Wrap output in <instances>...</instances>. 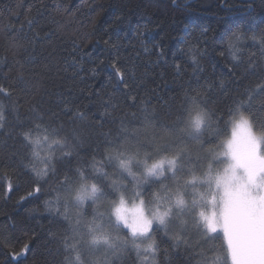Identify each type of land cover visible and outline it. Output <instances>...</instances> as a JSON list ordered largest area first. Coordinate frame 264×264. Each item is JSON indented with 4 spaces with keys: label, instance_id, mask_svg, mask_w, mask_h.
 Wrapping results in <instances>:
<instances>
[{
    "label": "trees",
    "instance_id": "obj_1",
    "mask_svg": "<svg viewBox=\"0 0 264 264\" xmlns=\"http://www.w3.org/2000/svg\"><path fill=\"white\" fill-rule=\"evenodd\" d=\"M29 17L31 28L25 23ZM202 29H208L207 44ZM237 29L248 34L264 30V0H254L251 9L245 0H0V84L15 87L14 97L19 98L18 112L6 111L13 134L0 130V264H64L65 253L51 234L59 235L65 224L45 209V201L57 187L56 179L41 181L39 193L21 200L32 190L33 178L23 166L30 159L28 150L16 133L20 124L27 125L34 118L33 109L46 118L55 113L63 123V134L71 138L75 130L79 136L78 155L59 158L57 153L53 160L60 176L92 154L99 158L106 141L112 139L110 133L119 127V117L126 116L130 129H140L142 99L151 101L160 122H170L185 103V92L198 87L189 50L200 48L204 54L199 58V83L214 82L207 99L220 120L204 134L203 151L201 144H191L193 153L201 157L194 161V171L202 175L209 163L220 170L219 160L212 157L231 135L225 123L228 108L234 97L264 77L259 63L255 71H244L249 57L260 59L258 46L250 40L241 45L239 66L231 62L226 41ZM139 32L144 33L148 51L137 38ZM73 59L79 66L72 64ZM176 65L181 66L180 74ZM116 69L125 73L127 89L117 79ZM19 71L24 72L27 88L16 79ZM221 80L224 89L217 86ZM129 94L137 97V103L129 100ZM109 96L118 107L113 117H102V102ZM0 99L9 103L7 98ZM66 102L86 119L73 122L64 111ZM253 111L254 122L264 123V109L254 103ZM36 164L40 166L39 161ZM9 180L11 191H7ZM207 192L206 186L198 184L195 193L189 188L186 199H199V193L207 199ZM205 206L202 202L195 211ZM84 211L91 218V207ZM192 237L200 240L208 256L220 258L218 264H230L221 233L200 239L193 232ZM157 241L168 250L167 259L163 251L156 257L158 264H196L199 259L183 247L174 250L162 233L157 234ZM123 264H141V260L130 251Z\"/></svg>",
    "mask_w": 264,
    "mask_h": 264
},
{
    "label": "snow or ice",
    "instance_id": "obj_2",
    "mask_svg": "<svg viewBox=\"0 0 264 264\" xmlns=\"http://www.w3.org/2000/svg\"><path fill=\"white\" fill-rule=\"evenodd\" d=\"M245 3L251 9L254 0ZM25 23L31 28L33 19L26 18ZM143 35L139 32L137 36L141 43H145ZM201 37L207 44L208 29L201 30ZM249 40L258 46L260 59L249 57L245 73L255 71L258 63L264 68V30L248 34L237 29L226 41L231 62L239 66L241 45ZM189 51L198 87L185 92V103L174 118L160 122L151 101L140 100L141 128L130 129L126 116L119 117V127L110 133L112 139L106 141L99 158L92 154L70 172L58 176L53 160L57 153L59 158L73 157L80 144L75 130L70 138L63 134V123L55 113L46 118L35 109L29 124H20L16 134L30 157L23 166L33 178L32 190L21 200L39 193L41 181L56 179L57 187L52 189L51 199L45 201V209L65 224L59 235L51 234L65 253L64 264H123L130 251H135L142 264H158L156 257L161 251L168 257V250L161 249L157 241L158 233L171 242L174 250L183 247L193 257H199L196 264H218L220 258L208 256L200 240L193 239V232L200 239L222 232L230 264H264V123L253 120V104L264 109V77L234 97L228 108L225 123L231 135L222 144L223 152L212 157L219 160L222 171L209 163L207 170L197 176L194 161L201 157L193 153L191 144H201L203 151L202 138L213 130L220 115L207 99L214 82L199 83L203 50L192 47ZM72 64L79 66L75 59ZM176 71L181 73L180 65H176ZM116 75L127 89L125 73L116 69ZM16 79L28 87L23 71L17 73ZM217 86L224 89V81ZM15 92V87L0 84V97L9 101L6 105L0 99V130L8 135L13 134V129L8 127L6 111L19 110ZM128 98L137 103L136 96L129 94ZM102 103V117H113L118 107L114 98L109 96ZM64 111L71 114L73 122L86 119L83 112L69 108L67 102ZM132 116L136 118L135 113ZM198 184L206 186L210 200L203 193H199V199H186L189 188L195 193ZM11 189L9 180L7 191ZM202 202L211 205L210 213L195 211ZM86 206L91 207V218L85 214ZM26 250L27 245L23 251Z\"/></svg>",
    "mask_w": 264,
    "mask_h": 264
},
{
    "label": "rangeland",
    "instance_id": "obj_3",
    "mask_svg": "<svg viewBox=\"0 0 264 264\" xmlns=\"http://www.w3.org/2000/svg\"><path fill=\"white\" fill-rule=\"evenodd\" d=\"M230 138V137H229ZM223 144V143H222ZM223 152V147H222V145H221V149H220V151L218 152V154H220V153H222ZM223 167V166H222ZM221 171H222V168L220 169ZM211 198L209 197V198H207L206 200H210ZM203 211H205V213L207 214V213H210V211H211V205L210 204H206V206H205V209L203 210ZM155 226V225H154ZM217 233H221L222 234V232H217ZM211 234H214V233H210L209 235H211ZM223 235V234H222ZM141 264H142V261H141Z\"/></svg>",
    "mask_w": 264,
    "mask_h": 264
}]
</instances>
